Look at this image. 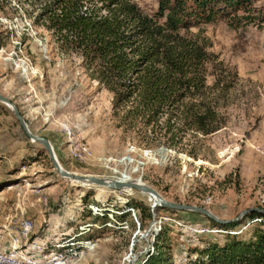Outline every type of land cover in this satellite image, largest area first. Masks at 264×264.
I'll return each mask as SVG.
<instances>
[{
    "label": "rangeland",
    "instance_id": "1",
    "mask_svg": "<svg viewBox=\"0 0 264 264\" xmlns=\"http://www.w3.org/2000/svg\"><path fill=\"white\" fill-rule=\"evenodd\" d=\"M47 2L0 0V93L32 133L50 140L63 168L140 178L166 199L203 206L222 219L264 208V0L211 3L210 21L200 24L211 42L207 82L219 77L231 87L218 103L224 126L196 144V158L163 144L143 146L116 127L111 94L86 76L79 56L57 49L42 15ZM136 2L148 14L157 10L158 0ZM0 185V226L11 230L1 244L18 238V227L29 220L33 229L17 244L38 242L46 254H72L65 264H139L164 231L165 249L177 261L200 241L222 243L229 233L248 239L261 221L245 218L225 229L197 212L153 207L154 198L135 189L62 177L2 102Z\"/></svg>",
    "mask_w": 264,
    "mask_h": 264
},
{
    "label": "trees",
    "instance_id": "2",
    "mask_svg": "<svg viewBox=\"0 0 264 264\" xmlns=\"http://www.w3.org/2000/svg\"><path fill=\"white\" fill-rule=\"evenodd\" d=\"M219 1L241 3L158 0L148 14L136 0H48L42 15L57 49L79 56L86 76L111 94V115L124 135L196 158L202 141L224 126L218 103L231 87L219 77L207 82L211 42L200 24L210 21L206 11ZM256 217L261 221L248 239L229 233L222 243L200 241L177 261L165 249V231L159 232L139 264H264V215L248 213L242 220ZM207 219L225 229L240 222Z\"/></svg>",
    "mask_w": 264,
    "mask_h": 264
},
{
    "label": "water",
    "instance_id": "3",
    "mask_svg": "<svg viewBox=\"0 0 264 264\" xmlns=\"http://www.w3.org/2000/svg\"><path fill=\"white\" fill-rule=\"evenodd\" d=\"M0 102L7 105L8 108L14 113L22 131L27 136V138L31 141L40 143L44 147L51 161V164L53 165L54 169L58 172V174L62 177L68 178L78 183H87L91 185L105 187L111 190H122V188H127V187L135 188L138 186L141 189H146L150 191L158 199V202L155 203L153 207L159 206L162 208L177 210V211L197 212L221 225H226L232 222L233 223L238 222L248 213L255 212V213L264 215V208L249 207V208H245L241 210L234 218L222 219L216 216L209 209L203 206H199L196 204H189V203H180V202L168 200L165 197H163L152 186L141 181L140 178H133L128 181H125L122 179H114V178L109 180V177L98 176V175H93V174H82V173H77V172L66 170L60 164L50 140L46 138L45 136L34 134L29 130L26 120L24 116L20 113L16 104L11 99H9L8 97H6L5 95L1 93H0Z\"/></svg>",
    "mask_w": 264,
    "mask_h": 264
},
{
    "label": "bare ground",
    "instance_id": "4",
    "mask_svg": "<svg viewBox=\"0 0 264 264\" xmlns=\"http://www.w3.org/2000/svg\"><path fill=\"white\" fill-rule=\"evenodd\" d=\"M125 181H128V180H125ZM83 184H87V183H83ZM89 185H91V184H89ZM125 189H135V190L147 193L150 195V197L154 198V201H155L154 204L158 202V199L155 197V195H153L150 191H148L146 189H141L138 186L135 188H132V187L122 188V190H125ZM96 209L97 208H95V207L92 208L94 214H98V212H99V210H96ZM23 222H24L26 228H25V230L21 229L19 237L15 238L13 240V242H12L13 247H14V244L16 241L22 240V239H24V240L28 239V234L32 228V223L29 220H24ZM18 228H20V227H18ZM17 230H19V229H17ZM32 247H33L34 251H36L37 253L43 254L42 260L36 259L34 257L25 256L23 254H18L17 252L6 251L0 242V264H65L72 257V254H67V253L62 254L59 251H57L58 253H56V251H50V252H48V254H46L44 252L43 246H38V245L35 246L33 244ZM56 247L57 248L62 247V243L56 245Z\"/></svg>",
    "mask_w": 264,
    "mask_h": 264
},
{
    "label": "crops",
    "instance_id": "5",
    "mask_svg": "<svg viewBox=\"0 0 264 264\" xmlns=\"http://www.w3.org/2000/svg\"><path fill=\"white\" fill-rule=\"evenodd\" d=\"M0 208H2V205L0 206ZM3 225V224H2ZM9 231H11L10 229H8V227L7 226H4V227H2V226H0V236H1V239L3 240V242L4 243H7V241H8V232ZM19 241L20 240H18V241H16L15 242V244H14V247L12 246V243L10 242L9 243V245H5L4 243V245L5 246H3L2 244V246H3V248L6 250V251H10V252H12L13 250H17V251H19V252H17L18 254H23V255H25V256H29V257H35V254H37V252L36 251H34V249H33V244L36 246V245H38V246H42V245H40L38 242H32V243H28V244H26V243H24V244H21L20 246L17 244V243H19ZM2 242V241H1ZM57 241H55V243H56ZM30 245V246H29ZM44 245V244H43ZM32 255V256H31ZM38 255V254H37Z\"/></svg>",
    "mask_w": 264,
    "mask_h": 264
},
{
    "label": "built area",
    "instance_id": "6",
    "mask_svg": "<svg viewBox=\"0 0 264 264\" xmlns=\"http://www.w3.org/2000/svg\"><path fill=\"white\" fill-rule=\"evenodd\" d=\"M25 224H24V222L22 223V225L20 226V229H24L25 230ZM92 247H94V244H90V248H92ZM80 255H78V256H76L75 258H78ZM74 258V259H75Z\"/></svg>",
    "mask_w": 264,
    "mask_h": 264
}]
</instances>
